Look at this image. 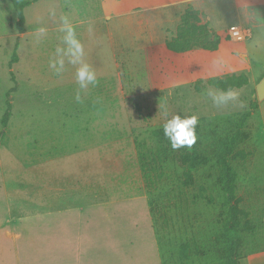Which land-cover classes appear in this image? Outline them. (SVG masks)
Listing matches in <instances>:
<instances>
[{"label":"rangeland","instance_id":"1","mask_svg":"<svg viewBox=\"0 0 264 264\" xmlns=\"http://www.w3.org/2000/svg\"><path fill=\"white\" fill-rule=\"evenodd\" d=\"M21 1L32 3L24 10V33L12 1L0 0V264H225L228 207L216 144L252 105L248 140L231 163L243 211L240 254L264 249V101L257 96L264 0H249L250 10L245 0ZM63 17L96 74L84 89L76 80L79 65L65 58L61 72L49 66L57 48L66 47ZM191 25L206 26L212 48L168 50L166 42ZM233 26L251 36L232 40ZM241 74L249 84L234 90L238 101L214 105L208 91L218 89L209 81ZM8 103L12 116L4 128ZM176 115L197 117L212 162L185 186L182 153L172 150L151 184L136 142L156 151L152 132ZM58 181L107 197L108 208L40 214L37 198Z\"/></svg>","mask_w":264,"mask_h":264},{"label":"trees","instance_id":"2","mask_svg":"<svg viewBox=\"0 0 264 264\" xmlns=\"http://www.w3.org/2000/svg\"><path fill=\"white\" fill-rule=\"evenodd\" d=\"M18 15L17 28L20 33H24L25 13L26 7L32 3L29 1L11 0ZM191 16V12L185 15L187 19ZM202 33V34H201ZM208 32L206 26H188L182 29L178 36L173 40L166 42V48L174 53H183L191 49L192 46L203 43V46L210 49L212 46L208 43ZM203 36L204 41H201L200 37ZM18 61V54L15 52L11 65ZM249 84V79L246 74L233 75L231 77L212 78L209 81V85L217 88L218 90H227L229 88L236 90L241 89ZM252 110H256V106L252 105ZM251 112L244 113L240 120L235 124V131L220 139L216 144V161L219 166L218 183L223 192L225 198V204L228 207V218L225 223V245H226V262L225 264H239L241 258L240 247L242 243V237L240 234L241 228V215L243 211L240 208V199L237 196V182L239 174L235 167L232 165L231 160L237 155V148L240 144L248 140V133L246 131V125L248 120L252 117ZM12 116L11 104L8 103V109L3 116L2 125L7 128ZM197 141L192 147H183L178 149L182 154L180 161L184 168L183 177L185 186H192L194 184V177L200 169L208 166L212 162L210 155L203 149L202 141V128L200 124L196 127ZM152 136L160 144L159 148L151 153L143 150V143L137 141L139 149V160L141 163V169L144 173L146 180L153 184V180L156 177H161L160 173L156 176L153 173L160 170H164V164L168 162V156L173 149H170L171 144L169 140L164 136L163 128L156 129L152 132ZM174 151V150H173ZM152 180V181H151ZM184 255L188 253V247L183 248Z\"/></svg>","mask_w":264,"mask_h":264},{"label":"clouds","instance_id":"3","mask_svg":"<svg viewBox=\"0 0 264 264\" xmlns=\"http://www.w3.org/2000/svg\"><path fill=\"white\" fill-rule=\"evenodd\" d=\"M40 34L45 33L46 29L41 28ZM60 31L64 33V48H57L56 60H50L49 66L57 73L61 72L65 66V58L72 65H79L76 70V80L81 89L87 88L88 85L96 83V74L90 68L89 64L83 61L84 47L76 38L75 31L67 17L62 18ZM208 96L214 105H227L238 101V93L233 89L214 90L209 89ZM77 95V100H79ZM198 120L196 116L182 118L179 115L167 119L163 125L164 136L169 140L171 148L178 150L183 147H192L197 141L196 127Z\"/></svg>","mask_w":264,"mask_h":264},{"label":"crops","instance_id":"4","mask_svg":"<svg viewBox=\"0 0 264 264\" xmlns=\"http://www.w3.org/2000/svg\"><path fill=\"white\" fill-rule=\"evenodd\" d=\"M141 1L142 0H137L139 6H141L145 0H143V2ZM193 1L198 0H174V2H172L171 4L176 5L181 3H191ZM245 1L246 2L242 4L245 7L247 6L250 10L251 5L248 4L249 0ZM104 5H106L105 1L103 2V6ZM162 5L166 6L168 4L164 3ZM107 17L108 16H106V18ZM45 185H47V183H44L42 187H44ZM61 185L62 183L60 181L56 182L55 184L53 182L52 186L50 184L47 185L46 187L50 190L48 195L40 196L39 198H37V202L42 207V211L40 212V214L48 216L53 214H64V212H84L85 210H92L93 208H97V210H99L100 208H102V210H106L108 208L109 202L108 198L105 196L80 194L81 192L76 191V185L73 186L71 183L62 187ZM67 191L69 192L67 193ZM77 192L78 194H76ZM239 264H264V249L259 250L258 252H251L247 255L241 256Z\"/></svg>","mask_w":264,"mask_h":264},{"label":"built area","instance_id":"5","mask_svg":"<svg viewBox=\"0 0 264 264\" xmlns=\"http://www.w3.org/2000/svg\"><path fill=\"white\" fill-rule=\"evenodd\" d=\"M251 36L250 31L241 29L239 27H232L230 30V38L235 41H245Z\"/></svg>","mask_w":264,"mask_h":264},{"label":"water","instance_id":"6","mask_svg":"<svg viewBox=\"0 0 264 264\" xmlns=\"http://www.w3.org/2000/svg\"><path fill=\"white\" fill-rule=\"evenodd\" d=\"M257 96L260 102L264 101V78L257 85Z\"/></svg>","mask_w":264,"mask_h":264}]
</instances>
